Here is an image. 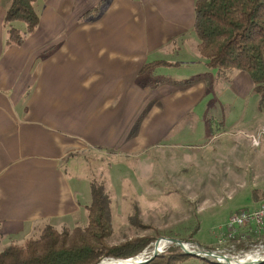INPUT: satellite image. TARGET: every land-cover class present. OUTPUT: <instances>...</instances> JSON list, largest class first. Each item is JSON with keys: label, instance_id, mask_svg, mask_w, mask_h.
Instances as JSON below:
<instances>
[{"label": "crops", "instance_id": "obj_1", "mask_svg": "<svg viewBox=\"0 0 264 264\" xmlns=\"http://www.w3.org/2000/svg\"><path fill=\"white\" fill-rule=\"evenodd\" d=\"M39 1L37 28L12 46L0 0V236L75 224L85 206L65 166L88 147L210 132L233 140L241 171L252 165L264 106L246 73L221 78L198 55L195 0Z\"/></svg>", "mask_w": 264, "mask_h": 264}, {"label": "rangeland", "instance_id": "obj_2", "mask_svg": "<svg viewBox=\"0 0 264 264\" xmlns=\"http://www.w3.org/2000/svg\"><path fill=\"white\" fill-rule=\"evenodd\" d=\"M39 2L34 5L36 9ZM210 129L211 124L206 132ZM247 140L252 154L254 148L260 146L252 165L243 171L235 162V155H231L233 140L229 137L212 139L210 132L188 134L186 139L167 138L155 147L145 144L139 152L122 145L109 149L88 147L72 155L70 167L65 166L77 197L85 206L84 214L77 217L75 224L53 228L61 231L84 227L87 207L92 202L91 189L101 186L110 208L111 234L105 239L108 245L149 237L152 242L137 254L145 258L157 238L173 237L196 241L212 250L240 254L238 250L227 248L231 241L219 240L230 216L238 210L257 207L264 198L261 194L264 190V128L252 133ZM43 228L44 225L15 239L0 236V251L9 244H23L39 236ZM170 245H165L163 250ZM115 259L122 258L104 257L99 264ZM209 262L193 256L176 264Z\"/></svg>", "mask_w": 264, "mask_h": 264}, {"label": "trees", "instance_id": "obj_3", "mask_svg": "<svg viewBox=\"0 0 264 264\" xmlns=\"http://www.w3.org/2000/svg\"><path fill=\"white\" fill-rule=\"evenodd\" d=\"M37 0H11L3 19L6 44L20 46L38 26L34 10ZM15 23H22L20 30ZM193 33L196 51L209 69L219 77L239 71L246 73L254 85L253 92L264 102V0H195ZM162 63L143 66L146 72ZM92 202L87 207V224L72 230L44 226L40 235L23 244H9L0 251V264H97L104 257L130 258L147 247L152 239L139 237L117 245H108L111 234L108 197L101 186L91 189ZM194 240V239H193ZM235 250L244 252L252 242L232 240ZM193 257L177 245L146 264H176ZM195 257V256H194ZM210 264H216L209 262Z\"/></svg>", "mask_w": 264, "mask_h": 264}, {"label": "built area", "instance_id": "obj_4", "mask_svg": "<svg viewBox=\"0 0 264 264\" xmlns=\"http://www.w3.org/2000/svg\"><path fill=\"white\" fill-rule=\"evenodd\" d=\"M219 242L228 244L227 248L235 250V244L232 240L252 242V246L245 252L259 253L264 252V198L257 207L251 210H238L229 217L223 226ZM243 253V250H240ZM240 253V254H241ZM253 256L250 257V259Z\"/></svg>", "mask_w": 264, "mask_h": 264}, {"label": "water", "instance_id": "obj_5", "mask_svg": "<svg viewBox=\"0 0 264 264\" xmlns=\"http://www.w3.org/2000/svg\"><path fill=\"white\" fill-rule=\"evenodd\" d=\"M167 244L177 245L180 248V250L185 254L192 255L195 257H200L202 259H207L216 264H263L264 263V252H259V253L243 252L241 254H228L217 250L205 248L196 241H184L182 239L173 238V237L157 238L153 243L151 253L145 258H140V259L138 258L132 261H128L130 259H134L139 256L136 255L130 258L115 259V260L122 261V263L119 264H146L155 257H157L158 255H160L164 251L163 249ZM251 256L253 257L250 260L240 263L237 262L238 258L245 257L248 259Z\"/></svg>", "mask_w": 264, "mask_h": 264}, {"label": "bare ground", "instance_id": "obj_6", "mask_svg": "<svg viewBox=\"0 0 264 264\" xmlns=\"http://www.w3.org/2000/svg\"><path fill=\"white\" fill-rule=\"evenodd\" d=\"M161 243H162V241H161ZM160 246H161V244H160ZM140 259V258H143V256L142 255H139L137 258H134V259H130V260H128V261H132V260H135V259ZM240 259V260H239ZM247 260H250V258H245V257H242V258H238L237 259V262L238 263H240V262H244V261H247ZM119 263H122V261H120V260H109V261H104L103 262V264H119Z\"/></svg>", "mask_w": 264, "mask_h": 264}]
</instances>
